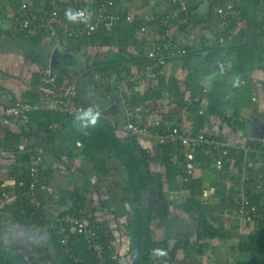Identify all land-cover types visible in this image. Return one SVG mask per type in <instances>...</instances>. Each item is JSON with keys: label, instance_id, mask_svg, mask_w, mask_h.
<instances>
[{"label": "crops", "instance_id": "crops-1", "mask_svg": "<svg viewBox=\"0 0 264 264\" xmlns=\"http://www.w3.org/2000/svg\"><path fill=\"white\" fill-rule=\"evenodd\" d=\"M47 1L49 0H42L40 6H44ZM83 1L97 4L101 0ZM185 1L190 2L191 5H197L199 3L202 4L206 0H199V2L198 0ZM196 1L198 2L197 4L194 3ZM1 3L5 5V10H3V14L0 15V29L3 30V32H1L0 30V86H2V89H0V136L4 137L6 135L5 132L20 133L23 130L24 126L22 125L21 121L16 117L4 115L3 109L6 105L11 103L12 99H24L25 93L29 89H33L35 90V92L40 93L41 97L42 95H46L45 86L43 85L42 80L40 81L41 75H39V72L45 67H52L53 61L54 63H56L57 67L66 66L69 69V73L67 72L71 80V83L69 85H74V87H76V89L78 90V98L76 99L77 102L79 103L81 100L83 102L92 104L95 108L101 111V115L104 118L108 119L109 122H111L110 119H115V117H111V115L113 114H116V116H119L120 118H122V116H125L122 108L125 99L129 102V99L132 100L134 99V97L141 98L146 94L148 87H158L159 79L157 78L154 71L149 75H145L143 77V80L134 85V88L132 90L128 82H126L120 89L119 93L121 94L119 95V97H113L112 95H107L106 93L101 94L100 91L96 89H89L88 91L85 90L86 84L83 83L87 79L85 76L86 73L84 72L85 58L83 62L78 61L77 54L79 53L77 51L69 50L67 48L68 44H66V42H58L51 37H45L40 43H34L29 39L15 38L14 36L10 35L9 29L12 25L11 19L13 18V12H16V10H10L11 7L9 5L12 3L9 0L0 2V4ZM115 3L118 10L124 13L132 14H154L155 12H163L166 10L172 11V9H174L172 0H165V2L163 0H116ZM136 31L137 32H135V35L138 38L137 41L136 38H130L128 44L122 46L121 48L118 47L116 51L114 49L112 50L114 46H103L95 53V55L99 54L100 59L114 61L118 58L117 53L119 52L120 56L121 54H123L127 59L126 61H123L125 63L122 65V67L127 69L129 67H133L131 64L135 56L144 53L148 55L149 50L152 47L150 42L144 41V38L146 35H148V32L142 29L140 31ZM175 37L181 38V40H186L185 37L182 38V34H180V32ZM211 37L212 35H203V38H205V40L208 42L210 49H212V51H210L209 53L214 54L211 58L212 60L210 59V56L209 59L206 57L203 58V56L201 57L198 50H196L204 47L202 44V40L204 39L199 42H197L198 39L196 38H192L191 42L188 39V45L193 44V46L196 48L194 53H188V55H192L190 65L188 67L190 69L188 72L193 71L191 70V68L193 69V65H195L194 63L195 61H197V58H203L202 60H200V62H202V67L203 63H207V69L212 73H216L214 72L215 70L213 62L219 63L220 55L224 60L227 61L228 54L225 52V50H222L220 48L214 49L216 44L221 42L220 37L217 38V36H213L214 40L210 39ZM198 44L200 45L198 46ZM94 48L98 47H91V55L93 54V52H95L93 51ZM203 52L204 51H202V53ZM203 54L206 55L207 53ZM209 60H211V62ZM7 68H9V71H7ZM14 70H17L19 72V79L12 77L11 74L14 73L12 72ZM194 70H198V67ZM71 71L79 72L76 79L74 78ZM170 71L171 73H174V75H177L179 77H186L185 73H187L184 68H179L176 65H173ZM164 72V68L160 70V74H165ZM248 74H250L251 78L252 76H254L247 71L244 75V78L248 76ZM258 80H263L262 76H258ZM230 81L235 82L237 81V79L233 77ZM80 82H82L81 85ZM259 83L260 86L261 84L263 85L261 81H259ZM253 84L254 82H251V85H249L248 88H254L252 86ZM81 86L82 88H80ZM136 86L139 87V89H136ZM170 86L171 85L166 84L162 89V94L160 97H154L146 102L140 101L141 103L136 108L146 110V124L154 123L157 119H160L162 117V114L167 113L170 115V120L173 125L175 123L176 127H182L183 130H192L194 126V119L190 118L191 116L186 115L184 110L175 102V99H177V92L179 88H183V90L179 92H185L183 96L186 98L191 97V92L187 89L186 84L185 86L179 84L173 90L169 89ZM237 90L239 89H235L236 92ZM210 91L212 90L208 91L206 87H204L202 94L204 95L206 93H209ZM127 96L129 97V99L127 98ZM235 96H237V93H230L231 99ZM240 98L241 99L238 100V103L235 104V112H229L232 106L231 103L233 101L231 99V103L226 104L223 108L224 114H226L228 117H232V119H235L236 123L229 124L221 116L212 114L209 115V120L206 123L205 130L210 138H218L220 141L227 143L229 146L246 147L249 143H253V146L246 147V149H253V152H246L245 163L248 167L247 173H249L252 177L257 178V180L261 181V183L263 184V187L259 186L260 190H262L263 192V195L260 198V205H263L264 159L254 150H258L264 147V118H259L260 115L264 116V108L260 109L257 107L259 110L255 109L251 113V115H248L247 109L251 107L248 106V104L254 103L253 100H256V98L252 97L251 102L248 101L247 97H243L241 94ZM167 100H169V102L173 100L171 106L169 107L164 105ZM149 102L150 104L148 105ZM174 103L176 104L175 106ZM207 103L208 99L204 95L203 102L199 108L200 113H203L206 110L205 108L207 107ZM114 104L118 105L116 111L108 112L107 110ZM260 104L262 103L260 102ZM238 109H240V111H237ZM244 111L246 112L245 114ZM179 116H181V122L178 120ZM51 125H54V128L62 127L61 122H55ZM66 130L67 128H63L62 132H58L54 136L53 140L51 139L48 141H45L43 136L37 134L29 137L22 136L21 138V141L19 143L21 150L27 149L30 153H32L31 151H34L35 153L43 154L42 156L44 159V170L42 183L39 187V197L41 198V200H43L42 202L45 203L47 210L50 209V212L56 213L57 211H65L71 208L74 205L76 198L84 194L86 197V210L90 214L88 215L92 217L91 220L98 225H100V221L102 225H104L105 236L110 241L109 245L113 246V258L117 259L119 264H132V257L130 255L131 238L129 235L128 223L131 220L135 209L137 208V204L134 200V194L124 188L126 177L123 178V181H117L114 183L112 174L114 168L113 166H115L116 168V165L118 164L115 160L119 161V164L121 162L114 155H107V167L109 168L108 174L102 175L95 173L93 171L92 163L84 154L83 143L78 139L74 140L72 133H67ZM116 131L119 137L123 140L129 138V136H127L126 133L121 129L117 128ZM89 134L90 130H88V133L85 135ZM72 141H75V143H73ZM137 141L140 147L145 149L150 155V168L154 172H165V166L160 160L161 154L157 146L158 144H165L167 142L163 143L155 138H144ZM205 147L212 149L213 152L211 150H208L207 155H205L203 159L204 161L194 160L195 169L192 172V176L194 177V179H200L202 181L203 193L199 196V198L201 202L205 205H208L209 209L212 211L214 224L218 228L221 236L213 240H208L207 244L203 247L204 249L202 250V252H199L200 244L194 240L191 243V246L186 251L181 250L178 253L175 261L161 264H189L188 261H192L191 259H193L192 257L194 255L197 256L201 255V253L206 252L208 250V247L211 248L213 242L219 244V242L223 240L224 247L228 248L232 241L236 242L238 239H241L243 237L248 238L247 236L249 235V233L255 230L256 221L240 222L238 220V225H235V222H237V218H234V207L232 208V206L227 203V199L229 200L228 196H230V192L228 191L229 189L227 190L226 181L223 182V180L226 179V177H232L234 173H237V168H235V160H232L229 163H225L224 161L223 164H218L217 158L219 157L220 153L212 147ZM0 150V190L8 188L9 190H11V192H9V195H12L17 185V181L14 175L16 171L20 172V174L22 173L24 161H22L19 156H16L15 151L11 148H0ZM137 150V155H140L139 150L138 152ZM185 157L188 163L189 159L186 155ZM172 159L174 161V166L177 168L175 169L177 171V174L174 177L175 182L171 184L174 187L169 188L170 184L168 181H166V183H168V187L166 186L165 188V194L167 199L169 200L171 214L168 216L160 217L159 212L156 211L153 230L155 236H157L159 240L169 239L174 244L177 237H181L183 239H192L194 237V234H196L197 222L193 219V216L186 214L178 206L182 202L180 200L182 199V197H180L179 195L182 194L187 199L190 196L191 192L187 188L182 186L183 180L181 177V164L177 162V156L174 155ZM218 178H220V180ZM221 181L222 183H220ZM119 184H121V186H119ZM176 184L181 185H179L180 187H178L176 186ZM207 189L208 192L206 191ZM74 191H79L80 195H76ZM154 193V187H151L148 191H146L145 194L147 195H145V204L149 205L150 203L156 201L153 198ZM150 196L152 197L151 199ZM174 196L177 197L175 198ZM162 211L164 210L162 209ZM189 225L191 228L188 227ZM231 225L234 226L231 228ZM240 228H244L242 232L246 233L242 234V232H240ZM237 242L238 243L237 245H235V249L240 253V257L238 256V258L248 259V255L242 254L239 251L238 245L240 242ZM223 245L221 244L220 246ZM189 250L193 251L194 255L189 254ZM181 252L182 254L184 253L187 255L185 259L184 254L182 257H180ZM238 260H236V262H238ZM197 261H200V259H197ZM207 264H209V262Z\"/></svg>", "mask_w": 264, "mask_h": 264}, {"label": "trees", "instance_id": "trees-1", "mask_svg": "<svg viewBox=\"0 0 264 264\" xmlns=\"http://www.w3.org/2000/svg\"><path fill=\"white\" fill-rule=\"evenodd\" d=\"M4 1L0 0V2ZM50 1L51 0L45 3V6L47 8H51L50 5L52 4L50 3ZM209 1L211 13L208 17L199 13H195L196 9L201 3L197 5H191L190 2L187 1L190 10L189 18L191 24L194 27L200 28L204 25L218 21L220 30L217 32V38L222 37L224 38V42L236 44L235 46L234 44H231V46L227 48H223V46L219 48L225 50V52L228 54L227 61L231 63L230 67L232 68V71L239 75H244L245 71L247 72L250 68V65L248 63L250 61V57L253 56L250 54L258 52L259 45L250 46L251 42L244 34L243 29H241V31L237 33H234L236 22L232 23L231 20L235 18L237 20L236 10H238V0ZM41 2L42 0H32L31 5L29 6L30 9L33 11L39 10V8H41ZM100 2H98L97 4H100ZM218 2H221L223 7H225L229 2L233 3L234 12H231L229 18H226L224 20L218 15V13L216 12V4ZM239 2L242 3L243 7L241 13H246V10L249 5L258 6L261 1L240 0ZM11 3L12 4L10 5L8 4L11 7L10 10L15 11L19 9L17 5H15L13 2ZM3 10H5V5L1 3L0 15L3 14ZM167 12L169 11L166 10L163 12H155L154 15H156L157 17H161V15ZM177 17L178 15L176 16V18ZM11 21L12 25L9 29V32L10 35L14 36L15 38L29 39L34 43H40L46 37L45 35L41 34L26 36L25 32H19L14 29L15 26H17V22L14 17L11 19ZM77 24L81 27L84 25L83 22H79ZM260 24H263L262 26L264 27V20ZM141 26L142 25H139L137 23H122V25L114 28L111 31L104 30L101 33L98 32L90 36L84 35V37L82 38L72 37L61 42H66V44H68L67 48L69 50L77 51L78 53H81L84 56L85 71H96L106 81H109L112 86L107 85L106 88L104 87V90L107 95L110 94L113 97H119V95L121 94L119 93L121 85L119 83H114L116 81L111 78V74L113 72H116L117 80L122 77L120 71L122 68H124L122 67V65L125 63L123 61L127 60L126 57L123 54H121L120 56L118 52V58L114 61L100 59L99 54L95 56L91 55L90 49L94 46H97L98 48H101L103 46L111 47L116 45L117 43L120 45V47H122L128 44L130 38H136L137 41L138 38L135 35V32H137L136 30L140 31ZM155 27L156 26L152 25V29H154ZM0 30L1 32H3L2 29ZM157 30H155L153 33H151L150 31H146L148 32V35L145 36L144 41L154 43V34L157 32L160 35L165 32L164 28L161 26H159V28L157 26ZM171 39L174 40V37L170 39L166 37L163 41L168 42ZM203 39L204 40L202 44L204 47H201V49H196L193 44L188 45L189 42H185V44H182V48H186L189 53H194L195 49L198 50L199 53H202V51H204L203 53H207L208 55L202 54V56L208 59L210 56L211 59L214 54L209 53L210 51H212V49H210L209 44L205 40V38ZM216 48H218L217 45L214 47V49ZM262 52L264 55V49L262 50ZM191 58L192 55H183L168 58L167 64L163 67L165 74H160V70L163 68H155L156 76L159 79L157 88H154V86L151 88L148 87L146 94L143 95L141 98L134 97V99L131 98L132 100H130L127 96L132 109H134L135 114L141 115L144 122H146V110L139 109L136 107L142 101L146 102L154 97H160L162 94V89L166 84L171 85L169 89L173 90L177 85L183 82L184 78L174 75V73H171L170 69L173 67V65H176L179 68H184V70L188 72L190 69L188 67L190 65ZM148 63H151V61L148 55L144 53L135 56L134 60H132L131 65L142 69ZM213 64L215 71L219 69H224L223 66L226 65L221 61L219 63L213 62ZM57 68L61 72L69 73V69L66 66H60ZM127 70L132 71V67H129ZM149 74L150 73L143 75L145 76ZM144 76L141 77V80H143ZM111 80H113L112 82L114 84L111 83ZM70 83L71 80L68 77L67 80L61 81L59 85L62 88H65ZM128 84L132 90L134 88V85H136L137 83L129 82ZM193 87H188L190 88L189 91L191 92L190 98H186L183 96L185 92H179V90L177 92V99H175V102L184 110L186 115L191 116L190 118L194 119V126L192 130H183L182 127L177 126L179 132L191 135H195L197 133H200L201 131L207 133L205 130V126L209 120V115L212 114H217L221 116L229 124L236 123L235 119H232V117H228L226 114H224L223 108L226 104L229 103L231 98L230 93L222 89V85L216 84L213 87L212 91L204 94L208 99V103L207 107L205 108L206 110L201 114L199 108L203 102V87H201L202 89L200 87ZM0 89H2V86H0ZM44 98L45 95H42L41 97L40 93L35 92V90L33 89H29L25 93V98L22 100L35 103L44 100ZM16 100L12 99L11 103L16 102ZM168 101L169 100H167V102ZM80 103L86 106L94 107L92 104L83 102L81 100ZM149 104L150 102L148 103V105ZM161 116L162 117L160 118V124L156 126L155 129L160 132H163L169 126L170 128L176 127L175 123L174 125L173 123H171L169 114L164 113ZM92 117L94 116L76 117L67 114L65 115L64 113L57 110H37L30 113V119L33 127H23V130L20 133L5 132L6 135L4 137L0 136V148L13 149L16 153V156H19L21 160L24 161L22 173L20 174V172L16 171L14 175L17 181V185L13 191V194L9 195V192H11V190H9L8 188L0 190V231L2 230L6 221L21 223L27 227L46 228L51 236L50 244H52L58 249V252L56 253V259H53L51 255H47L49 259H52L53 263L98 264L96 252L85 240L86 236L83 233L79 232L77 225L66 222L60 223L51 219L48 215L54 214V212H50V209L47 210L44 202H42L41 207L36 208L33 205L32 201L29 198L26 199L23 195V192L26 190L27 187L20 185V181L22 179H25L27 182L29 181L30 175L28 173L29 169L27 167V162L29 161V158L31 156L29 150L20 149L19 143L21 141L22 136L29 137L34 134H37L43 136L45 141H48L51 139L53 140L54 136L58 132H62L63 128H67V133H72L74 140L78 139L83 143L84 154L89 158L90 162L92 163L93 171L95 173L102 175L108 174L109 168L107 167V155H114L118 160H120L121 164L124 167V170L127 175V180L124 183V188L134 194V200L137 204V208L135 209V212L128 223L129 235L131 238L130 255L132 257V264H157L158 259L152 255L153 249H163L167 253V255L162 257L159 262H173L177 258L178 253L181 250L186 251L191 246V243L194 240L200 244L199 252H202V250L204 249L203 247L207 244L208 240H213L221 236L218 228L214 224V217L212 215V211L209 209V206L203 204L199 198V196L203 193L202 181L200 179H194L192 173L188 172L185 150L181 144H175L173 142L158 144L157 147L159 148L161 154L160 160L165 166V172H154L150 168V155L145 149L140 147L138 141L135 138H126L123 140L117 134L116 130L117 128H119L118 126L113 125L111 122L108 121V119L104 118L102 115H99L98 119L96 120V123L93 124L91 122ZM111 117H115V120L117 122H121L124 116L120 118L119 116H116V114H113L111 115ZM135 119L137 121V117H135ZM135 119L132 118V120L134 121ZM178 120L180 122L182 121L181 116H179ZM55 122H61L62 127L51 128L50 125ZM84 129L90 130V134L85 135L83 133ZM72 142L75 143V141ZM248 146H253V143H249ZM227 148L229 152L224 157V161L225 163H229L232 160H235V168H237V173L233 174V179H236L237 181H235L236 183L234 182L232 185L237 191L236 193H232L233 189L232 192L230 191L231 189H229L230 196H228L229 200L227 199V203H229L232 208L234 207L233 214L235 213L236 215H234V218H237V222L234 221L235 225H238L239 223L237 217V208L240 206L239 201L242 199V196H240L241 193H244V197L246 199H249L250 204L255 205L257 208L256 211L253 212V217L256 221L255 230L249 233L248 241L240 242L238 245L239 251L242 254L248 255V259H241L237 262V264H264V204L260 205V198L262 197L263 192L259 188V186L263 187V184L261 183V181L257 180V178H254L249 173H247L248 167L245 163L246 149L235 146H229ZM137 149L139 150L140 155H137ZM193 150L195 153L194 160L199 161H204L203 159L205 155H207L208 150L212 151V149L205 147V145L194 147ZM40 154L43 155L42 153ZM174 155L177 156V162L181 164L180 169L182 174L181 177L183 180L182 186L187 188L191 192L190 196L184 201H182L178 206L186 214L195 216V220L197 222V229L196 234H194V237L192 239H183L181 237H177L175 239L176 242L173 244L169 239L159 240V238L155 236L153 230V223L155 221L156 211L159 212L160 217L168 216L171 214L169 200L167 199L165 194V188L166 186L168 187V183H166V181H168L170 184L169 188L174 187L171 185L173 182H175L174 177L177 174V171L175 170L177 168L174 166V161L172 159ZM241 173H245L244 178L242 177ZM179 185L181 184H176V186L180 187ZM119 186H121V184H119ZM151 187L155 188L153 198L156 201L148 205L145 204V193ZM74 193L76 195H80L79 191H74ZM7 195L9 197H7ZM85 201L86 197L84 194H82L81 196H78L76 198L75 203L71 208L65 211H57L56 213H70L77 216L85 215L91 220L92 217L89 216L90 214L86 210ZM162 209L164 211H162ZM46 211L50 214H46ZM99 224L101 225L100 239L105 244V246H107L110 244V241L105 236L104 225H102L100 221ZM65 238L69 240L67 244L69 251H67L66 243H63V240ZM17 248L18 247L16 245H12L10 249H7V247L0 242V264H28L24 256L17 252ZM112 252L113 251H109L108 253L109 263L119 264L118 260L113 258ZM31 260L34 261V258L32 257ZM191 260L192 261H188L189 264H198L195 263L197 260Z\"/></svg>", "mask_w": 264, "mask_h": 264}, {"label": "built area", "instance_id": "built-area-1", "mask_svg": "<svg viewBox=\"0 0 264 264\" xmlns=\"http://www.w3.org/2000/svg\"><path fill=\"white\" fill-rule=\"evenodd\" d=\"M9 1L19 7L16 12H13V17L17 22V26L14 28L15 30L25 32L26 36L39 34L45 35L58 42L72 37L82 38L84 35L90 36L98 32L101 33L104 30L111 31L122 25V23H137L142 25V30L150 31L151 33L157 30V26L158 28L159 26L163 27L165 30L164 33L159 35L157 30L154 34V43H151L152 47L148 53L151 63H148L142 69L133 66L132 71L122 68L120 71L122 77L119 80H117L116 72L111 74V78L116 81L114 83H119L121 87L126 82L138 83L141 81V77L144 76L143 74H151L155 71V68H163L167 64L168 58L188 55L189 51L186 48H182V44H185L184 41L187 42L190 40L191 42V39L195 38L194 32L196 27L191 24L189 18V5L185 0H172L174 9H172L171 12L169 11L161 15V17H157L153 13L124 14V12L116 8V0H102L100 4L88 3L83 0H51V8H47L44 5L37 11L31 10L29 7L32 0ZM233 8L232 2L227 3L225 7L222 6L221 2L216 4V12L224 20L229 18L231 12H234ZM68 10H71L72 12H82L84 13V16L75 21L69 20L66 16ZM177 15L178 17L176 18ZM79 22H83L84 25L82 27L78 26L77 23ZM152 25L156 27L152 29ZM179 32L182 34V38L185 37L186 40L175 38ZM166 37H168V39L174 37V40L171 39L168 42H165L163 40ZM220 41H224V38L221 37ZM40 75L46 90L44 100L33 103L18 99L16 102H12L4 107V115L18 118L26 128L33 127L30 113L37 110H57L65 115L67 114L76 117H87L96 115L97 113L101 115L99 109L77 102L78 90L74 85H69L65 88H62L59 85L61 81L68 79L69 74L67 72H61L57 66L45 67L41 70ZM123 108L125 116L121 122H117L114 118L110 119L113 125L118 126L119 129L124 131L131 139L135 138L136 140H139L144 138H155L163 143L171 141L176 144H181L184 150H186L185 155L189 159L187 163L189 173H192L195 169L193 162L195 158L194 147L205 145L217 150L220 153L217 158L218 164H223L224 157L229 152L227 148L229 145L227 143L220 141L218 138H210L207 133L202 131L195 135L179 132L177 127H167L163 132L158 131L155 127L160 124V119H157L152 124H146L141 115L135 114L134 109H132L130 103L126 99L125 102H123ZM135 117H137V121ZM132 118L135 119V121L132 120ZM50 127L54 128V125H51ZM83 133L87 134L88 130L84 129ZM238 147L246 149L248 146ZM247 151L253 152V149L250 150L247 148L246 152ZM254 151L260 154L264 159V147ZM27 167L30 175L29 181L27 182L25 179H22L20 185L27 187L23 192L24 197L26 199L29 198L33 205L36 208H39L42 205V200L39 197V187L42 183L44 170L43 156L39 153L32 152ZM242 177H245V173H242ZM240 196H242V199L239 201L240 206L237 208L238 220L240 222H255L253 212L256 211V206L250 204L249 199L244 197V193H241ZM45 213L50 214L47 211ZM48 216L54 221L60 223L66 222L77 225L79 232L86 236L85 240L96 252L98 264H110L108 253L109 251H112V245L105 246L101 241L100 225L94 223L85 215L77 216L70 213H54ZM46 232L50 236L49 231L47 230ZM68 242L69 240L67 238L63 240V243H66L67 251H69L67 245ZM6 247L7 249H10L11 245ZM21 250V247L17 248V252L20 254H22ZM24 258L27 259L25 256Z\"/></svg>", "mask_w": 264, "mask_h": 264}, {"label": "rangeland", "instance_id": "rangeland-1", "mask_svg": "<svg viewBox=\"0 0 264 264\" xmlns=\"http://www.w3.org/2000/svg\"><path fill=\"white\" fill-rule=\"evenodd\" d=\"M163 1L165 2V0H163ZM239 1L240 0L237 1L239 3V5L237 6L238 10H236L237 11L236 12L237 20L235 18V19H232L231 22L232 23L236 22L234 33H237L239 31H241V29H243L244 34L246 35V37L251 42L250 46L259 45V51L256 53L254 52V53L250 54L253 56L250 57V61L248 63L250 65L248 72L251 73L252 75H254L255 77L252 76V78H251L250 74H248V76H246L244 78L246 71H245L244 75H239V74L235 73L234 71H232V68L230 67L231 63L224 60L222 58V56L220 55L219 62L222 61V63L226 64L223 66L224 69H221V70L219 69V70L214 71L216 73H212L207 69V66H208V65L206 66L207 63H203V67H202V65H201L202 62H200V60H202L204 57L203 58H197V61H195V63H194L195 65H193V69L191 68V70H193V71L185 73L186 77H183L184 83L181 82L180 85L185 86V84H186V87L188 90H190V88H188L189 86L190 87L195 86V88L196 87H198V88L199 87L200 88L206 87V89L209 91V90H212L213 87L217 84V85H222V89H224V91H227L228 93H232V92L237 93V96H235L231 99V100H233L232 103H231V101H229V103H228V104L231 103V105H232L229 112H231V111L235 112L234 107L236 106L235 104L238 103V100L241 99L240 94L243 97H247L248 101H250V102H251V98L255 97L256 100H253L254 103L248 104V106H251V107H249L247 109V114L251 115V113L255 109L259 110L258 108H260V109L264 108V95H263V92H264V55L262 52V50L264 49V27L262 26L263 24H260L264 20V0H260L261 2L258 6L249 5V7L246 10L247 11L246 13H241L243 7H242V3H240ZM198 2H199V0H198ZM198 2L196 1L194 3L197 4ZM211 24L204 25L200 28L197 27L195 29L194 34H195V38L198 39L197 42H199L203 39V35H206V36L212 35V37L210 39L214 40L213 36L215 37L217 35V32L220 30V27L218 25L219 24L218 21L217 22L215 21L214 23H211ZM117 37H118V35H117ZM231 44L233 45L234 43H228V42L221 41L216 45L218 48L222 47V46H223V48L224 47L227 48V47L231 46ZM199 45L200 44H198V46ZM235 45L236 44H234V46ZM118 47L121 48L120 45L117 43L116 45H114L112 50L114 49L116 51V49ZM99 49L100 48H94L93 51H95V52H93L92 55H95V53ZM202 54L203 53H200L201 57H202ZM77 56H78V61L83 62L84 56L81 53L77 54ZM209 61L211 62V60H209ZM197 67H198V70H194ZM7 69H8L7 71H9V68H7ZM12 72H14L11 74L12 77L19 79L18 78L19 72L17 70H14ZM84 72L86 73L85 76L87 78L83 82L86 84L85 90L88 91L89 89H91V90L96 89V90H99L101 94H103V93H106L104 90V87L106 88L107 85L112 86L109 83V81H106L96 71H93V70L85 71L84 70ZM72 73H73L74 78L76 79L79 72H72ZM258 76H262L263 80H258ZM233 77H235L237 79V81H239V83H240L239 87L235 86L237 81H235V82L230 81ZM259 81H261L263 83V85L261 84V86H260ZM251 82H254V84L252 85L254 88L250 89V88H248V86L251 85ZM111 83L114 84L112 81H111ZM81 84H82V82H80V85ZM80 88H82V86ZM135 88L139 89V87H137V86ZM237 88L239 90H237V92H236L235 89H237ZM182 90H183V88H179V91H182ZM170 95H173V94H170ZM167 97H170V96H167ZM172 101L165 102L164 105L169 107V106H171ZM260 102L262 104H260ZM175 105L176 104L174 103V106ZM122 108H123V106H122ZM123 111H124V108H123ZM237 111H240V109H238ZM245 111H244V114L246 113ZM259 118L263 119L264 116L260 115ZM244 121H245V119H244ZM115 161L118 164L116 165V168H115V166H113L114 168L112 167L113 168L112 174H113L114 183L117 181L121 182V181H123L124 177H127L122 164L121 163L119 164V161H117V160H115ZM233 177L234 176L228 177V178L226 177V179H224L223 182L226 181L227 190L231 189L230 191L232 192V189H233L232 193H236L237 190H235V187L233 188L232 182L234 183L237 180L233 179ZM218 179L220 180V178H218ZM220 183H222V181ZM206 191L208 192V189ZM179 194H180V192H179ZM145 195H147V194H145ZM179 196L182 197V199H180L181 201H184L186 199V197L183 196L182 194H180ZM174 197L176 198L177 196H174ZM151 198L152 197L150 196V199ZM6 218H7V216H6ZM6 218H4V219H6ZM225 218H227V217H225ZM193 219L195 220V216H193ZM227 219H229V218H227ZM233 226L234 225H231V228ZM188 227H190V225ZM36 228L37 227H27L21 223H14L11 221H6L4 223L2 230L0 231V242L6 246L16 245L18 248L21 247V249H22L21 253L27 258L26 261L28 262V264H55V263H53L52 259L48 258V256L51 255V257L53 259H56V253L58 252V249L55 246H53L52 244H50V239H49L50 236L46 232L47 231L46 228H41V229H36ZM244 228L243 229L240 228V232H242L244 230ZM245 233L246 232H242V234H245ZM237 241L245 242V241H248V238L243 237L241 239H238ZM237 241L236 242L232 241L230 243V245L228 246V248L224 247V245H223L224 241L223 240L220 241L219 244L213 242L211 248L208 247V250L204 253H201V255L195 256L193 254L194 252L190 251V250H189V254H193L194 256L192 258L195 260L200 259V261L195 262V263H199V264H205V263L207 264L208 262H209V264H237L236 260L242 259V258H238V256L240 257V253L238 251H236V249H235V245H237V243H238ZM221 244L223 246H220ZM183 254L181 252L180 257H182ZM224 256H226V257H224ZM32 257L34 258V261L31 260ZM185 257H187L186 254H184V259H185ZM199 257H201V258H199ZM213 258L215 261L213 260ZM157 259H158L157 264H161V262H159V260H161L162 257H159Z\"/></svg>", "mask_w": 264, "mask_h": 264}, {"label": "clouds", "instance_id": "clouds-1", "mask_svg": "<svg viewBox=\"0 0 264 264\" xmlns=\"http://www.w3.org/2000/svg\"><path fill=\"white\" fill-rule=\"evenodd\" d=\"M66 16H67V18H68L69 20H73V21H75V20H77L78 18L83 17V16H84V13H82V12H72L71 10H68V11L66 12ZM89 17H90V14H89ZM235 86L239 87V82H237ZM89 111H91V110H89ZM98 116H99V114L97 113L96 116L92 117V121H91V122H92L93 124L96 123V120L98 119ZM152 255H153L154 257L159 258V257H164V256H166L167 253H166L163 249H153V251H152Z\"/></svg>", "mask_w": 264, "mask_h": 264}, {"label": "water", "instance_id": "water-1", "mask_svg": "<svg viewBox=\"0 0 264 264\" xmlns=\"http://www.w3.org/2000/svg\"><path fill=\"white\" fill-rule=\"evenodd\" d=\"M195 13H199V14H202V15H205V16H209L210 13H211V10H210V1L209 0H206L204 1L195 11ZM56 66V63H54V61L52 62V67H55ZM117 104H114L112 105V107H110L107 111L108 112H115L116 109H117Z\"/></svg>", "mask_w": 264, "mask_h": 264}]
</instances>
